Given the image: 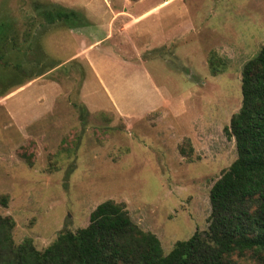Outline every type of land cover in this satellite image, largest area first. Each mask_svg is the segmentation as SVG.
Returning a JSON list of instances; mask_svg holds the SVG:
<instances>
[{"label": "rangeland", "instance_id": "374dc122", "mask_svg": "<svg viewBox=\"0 0 264 264\" xmlns=\"http://www.w3.org/2000/svg\"><path fill=\"white\" fill-rule=\"evenodd\" d=\"M154 1L166 0L141 6ZM75 5L0 0V214L15 243L43 250L111 199L167 253L207 227L210 187L236 157L224 128L242 66L264 44V0H174L148 19L147 49L105 43L86 59L78 25L55 14Z\"/></svg>", "mask_w": 264, "mask_h": 264}, {"label": "trees", "instance_id": "16d2710c", "mask_svg": "<svg viewBox=\"0 0 264 264\" xmlns=\"http://www.w3.org/2000/svg\"><path fill=\"white\" fill-rule=\"evenodd\" d=\"M60 7L55 14L69 27L85 25L81 12ZM240 89L241 105L224 128L236 157L210 187L205 229L164 253L158 237L136 225L123 203L107 199L93 208L86 226L60 232L38 250L29 237L15 243L14 220L0 214V264H233L231 255L245 253L264 264V44L243 64Z\"/></svg>", "mask_w": 264, "mask_h": 264}, {"label": "crops", "instance_id": "0c3cea01", "mask_svg": "<svg viewBox=\"0 0 264 264\" xmlns=\"http://www.w3.org/2000/svg\"><path fill=\"white\" fill-rule=\"evenodd\" d=\"M69 1L74 2L76 4L75 7L65 6L64 8L81 12L85 17V25H78L76 29L78 32V49L75 54L76 57H85V59L90 56L89 53L93 48L96 46L101 47L105 43L113 47L130 44L137 47L136 53H139L138 47L140 45L142 48L147 49L151 45L148 41L150 36L147 30V26L150 27L148 19L155 11L159 12L174 3V0L154 1L153 4L142 7L141 4L145 0H101V3L98 2L96 6H87V3H84V6H80L82 4L81 1H79V5H77L76 0ZM84 8L86 9L84 10L86 11L85 13L79 10ZM156 19L159 21L160 17L158 16ZM174 35V32H169L163 38L171 39ZM98 80L102 82L100 77H98ZM111 106L120 115L124 117L131 116L127 112L123 113L116 103L111 102ZM159 106H153L150 110L145 111L144 114L154 111Z\"/></svg>", "mask_w": 264, "mask_h": 264}]
</instances>
